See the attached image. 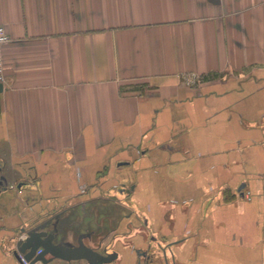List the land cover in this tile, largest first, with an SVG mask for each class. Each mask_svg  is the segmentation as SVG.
I'll return each mask as SVG.
<instances>
[{
    "label": "crops",
    "instance_id": "obj_1",
    "mask_svg": "<svg viewBox=\"0 0 264 264\" xmlns=\"http://www.w3.org/2000/svg\"><path fill=\"white\" fill-rule=\"evenodd\" d=\"M0 25V264L35 228L111 257L49 264H264V0H0Z\"/></svg>",
    "mask_w": 264,
    "mask_h": 264
},
{
    "label": "water",
    "instance_id": "obj_2",
    "mask_svg": "<svg viewBox=\"0 0 264 264\" xmlns=\"http://www.w3.org/2000/svg\"><path fill=\"white\" fill-rule=\"evenodd\" d=\"M0 185H3V176L0 174ZM54 236L48 234L44 230L35 228L28 232L27 237L19 245L15 251L16 257L21 261V254L30 262V264H49L55 258L64 259L67 261L86 258L95 260L100 258V254L96 250L81 246L80 248H67L54 243ZM50 255V258L47 256Z\"/></svg>",
    "mask_w": 264,
    "mask_h": 264
},
{
    "label": "rangeland",
    "instance_id": "obj_3",
    "mask_svg": "<svg viewBox=\"0 0 264 264\" xmlns=\"http://www.w3.org/2000/svg\"><path fill=\"white\" fill-rule=\"evenodd\" d=\"M85 211L87 212V215H90L91 217H89V219H87L81 223L82 229H84L85 232L87 231L89 234H91L92 238L91 237L89 239H87L85 237H83V238L86 239V242L88 244L97 245L100 240L104 239V237L102 236L104 234V232H102V233L100 232L102 230V228H105L104 226H106V228H105L106 231L109 229H113L117 223L115 216L119 215V213L121 211H120L119 207L117 208L115 205L114 206L109 205L107 207L106 205H102V204H98V205H95L93 207H89ZM89 212L92 214H89ZM109 216L111 217L112 220L108 219ZM96 251L99 252L98 249ZM99 254L101 256L99 258L101 261L111 260V257H105V255L103 256L100 252H99Z\"/></svg>",
    "mask_w": 264,
    "mask_h": 264
},
{
    "label": "built area",
    "instance_id": "obj_4",
    "mask_svg": "<svg viewBox=\"0 0 264 264\" xmlns=\"http://www.w3.org/2000/svg\"><path fill=\"white\" fill-rule=\"evenodd\" d=\"M9 40H10V37L8 35L6 27L4 25H0V84L4 83L6 79L3 50H4L5 44L8 43ZM20 256H21L20 264H30V262L27 261L22 254Z\"/></svg>",
    "mask_w": 264,
    "mask_h": 264
},
{
    "label": "flooded vegetation",
    "instance_id": "obj_5",
    "mask_svg": "<svg viewBox=\"0 0 264 264\" xmlns=\"http://www.w3.org/2000/svg\"><path fill=\"white\" fill-rule=\"evenodd\" d=\"M139 253H140V252H139ZM140 254H141V253H140ZM147 258H148L147 260H150V261H151V259H152L151 256H147Z\"/></svg>",
    "mask_w": 264,
    "mask_h": 264
}]
</instances>
